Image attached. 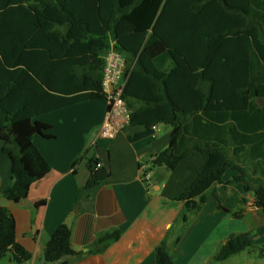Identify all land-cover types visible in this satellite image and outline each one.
Listing matches in <instances>:
<instances>
[{
	"label": "trees",
	"instance_id": "obj_1",
	"mask_svg": "<svg viewBox=\"0 0 264 264\" xmlns=\"http://www.w3.org/2000/svg\"><path fill=\"white\" fill-rule=\"evenodd\" d=\"M112 46L128 59L127 101L135 76L154 80L144 88L152 93L143 98L150 109L132 114L131 124L146 123L144 134L159 123L172 128L169 146L150 171H173L190 150L207 159L175 199L196 211L206 192L228 183L225 174L235 171L233 180L264 212V0H0V139L13 181L4 196L22 202L51 171L34 143L41 124L32 125L33 117L88 99L106 101L103 71ZM95 161L79 189L82 197L110 175ZM119 236L118 230L105 232L93 246L103 250ZM254 246L249 233L231 234L215 259ZM45 254L49 263L72 264L77 252L69 225L57 227ZM6 257L24 263L32 254L17 243L16 220L0 206V260ZM156 264H176L165 241Z\"/></svg>",
	"mask_w": 264,
	"mask_h": 264
},
{
	"label": "crops",
	"instance_id": "obj_2",
	"mask_svg": "<svg viewBox=\"0 0 264 264\" xmlns=\"http://www.w3.org/2000/svg\"><path fill=\"white\" fill-rule=\"evenodd\" d=\"M90 56L81 58L88 60ZM133 79L128 102L131 114H136L150 109L143 98L152 93L144 88L145 82L152 84L154 80L149 76ZM155 95L159 98L158 90ZM106 112L105 100L88 99L31 119L32 125L41 124L34 143L50 163L51 171L31 185L28 197L20 203L4 196L13 182L12 163L1 152L0 139V206L9 208L16 220V241L32 254L24 263L6 257L0 264H39L46 244L63 223L72 229V246L77 252L72 264H156V249L163 241L176 264H250L233 262L243 251L222 261L215 259L232 234H218V225L236 217L234 213L240 212L236 218L242 216L227 202L231 196L236 195V203H242L245 196L242 205L247 211L264 215L255 205L253 194L244 195L243 186L233 180L236 172L228 171L224 176L228 183L214 184L206 192L205 203L188 212L185 202L175 198L192 184L207 159L190 150L173 171L164 167L151 170V179L144 181L141 165L151 168L157 153L169 146L172 128L159 123L144 134L146 123L137 122L116 138L107 139L100 131ZM139 118L148 115L139 114ZM133 136L135 139H130ZM88 151L87 159L78 162ZM95 159L110 175L91 196L82 197L79 189L97 168H93ZM112 230L120 232L118 239L103 250L93 246L101 234Z\"/></svg>",
	"mask_w": 264,
	"mask_h": 264
},
{
	"label": "built area",
	"instance_id": "obj_3",
	"mask_svg": "<svg viewBox=\"0 0 264 264\" xmlns=\"http://www.w3.org/2000/svg\"><path fill=\"white\" fill-rule=\"evenodd\" d=\"M127 59L124 53L112 46L105 55L103 71V89L106 93L107 112L101 125V135L107 139L116 138L131 125L132 114L125 98ZM142 179L149 181L152 177L150 169L141 165Z\"/></svg>",
	"mask_w": 264,
	"mask_h": 264
},
{
	"label": "rangeland",
	"instance_id": "obj_4",
	"mask_svg": "<svg viewBox=\"0 0 264 264\" xmlns=\"http://www.w3.org/2000/svg\"><path fill=\"white\" fill-rule=\"evenodd\" d=\"M234 185V183H233ZM232 206L234 211H241L242 216L240 218L234 217L233 219L225 220L222 224L218 225V234L224 233H249L254 238V249H245L242 254L235 256L233 262H245L250 264H264V215L262 212L255 214L242 205V203H236V195L231 196L227 201ZM261 229L263 232H261ZM261 239V240H260ZM263 251V255L261 252ZM258 254L262 257H258Z\"/></svg>",
	"mask_w": 264,
	"mask_h": 264
},
{
	"label": "water",
	"instance_id": "obj_5",
	"mask_svg": "<svg viewBox=\"0 0 264 264\" xmlns=\"http://www.w3.org/2000/svg\"><path fill=\"white\" fill-rule=\"evenodd\" d=\"M97 165H98L97 162L94 161L93 162V168H96ZM67 257L68 256H63L60 260H58V262L61 261V260H63V259H65V258H67ZM39 264H56V263H49V262H47L45 251H42V258H41Z\"/></svg>",
	"mask_w": 264,
	"mask_h": 264
}]
</instances>
